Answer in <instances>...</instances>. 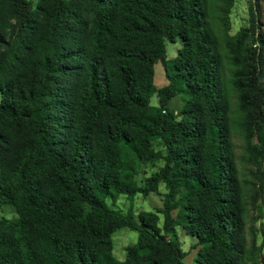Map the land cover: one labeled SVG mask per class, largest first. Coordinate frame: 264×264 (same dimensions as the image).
I'll use <instances>...</instances> for the list:
<instances>
[{"label":"trees","instance_id":"obj_1","mask_svg":"<svg viewBox=\"0 0 264 264\" xmlns=\"http://www.w3.org/2000/svg\"><path fill=\"white\" fill-rule=\"evenodd\" d=\"M33 1L0 0V207L16 213L0 218V264H182L177 227L194 264H264L255 3L230 35L232 0ZM160 185L154 212L109 205ZM124 228L137 238L117 261Z\"/></svg>","mask_w":264,"mask_h":264},{"label":"rangeland","instance_id":"obj_2","mask_svg":"<svg viewBox=\"0 0 264 264\" xmlns=\"http://www.w3.org/2000/svg\"><path fill=\"white\" fill-rule=\"evenodd\" d=\"M35 2V0L33 1ZM249 2L255 3V13L257 15L255 23L257 26V31L262 34L264 38V0H232V5L230 6V14L229 18V34H234L240 27L247 26L248 24V16H247V6H249ZM166 43V56L167 59H171L176 49L178 48V41L176 43H170L168 40L165 41ZM153 83L157 88H160L167 84V79L165 78L163 68L159 63H155L153 65ZM149 102L151 105L157 104V99L155 95H151L149 97ZM182 105L181 98L176 96L173 98L170 103L169 107L174 111L177 112ZM236 154L239 156V141L236 140ZM155 170L154 168L146 167L145 175L148 176L151 172ZM159 194H150L145 198L141 196H135L131 203L127 201L123 196L119 197L115 203H110L109 205L117 210L124 212L129 205L131 209L136 215L139 212L148 211L154 212L156 209L160 208L162 205V194L164 192L163 186H159ZM176 214V211L172 212V216ZM0 218L8 219V220H15L16 213L13 207L10 205H3L0 207ZM161 224V220L159 222ZM259 224H262L264 230V218L259 219L254 223L256 228L259 227ZM176 237L178 244L182 251L187 252V256L184 257L182 260V264H194V251L191 249L192 244L194 243V239L185 235L183 230L179 227L175 229ZM137 234L134 231L128 229H118L116 230L112 236V255L117 261H123L124 259V249L132 245L136 242ZM260 239L259 236L257 237L256 244L259 245Z\"/></svg>","mask_w":264,"mask_h":264}]
</instances>
